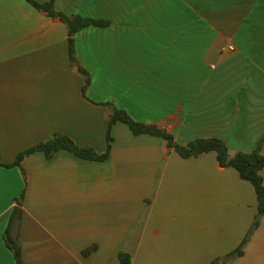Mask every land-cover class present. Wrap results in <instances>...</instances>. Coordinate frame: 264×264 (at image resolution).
Returning <instances> with one entry per match:
<instances>
[{
  "label": "crops",
  "instance_id": "obj_1",
  "mask_svg": "<svg viewBox=\"0 0 264 264\" xmlns=\"http://www.w3.org/2000/svg\"><path fill=\"white\" fill-rule=\"evenodd\" d=\"M54 8L107 25L74 35L75 65L63 22L26 0H0L1 163L54 134L102 154L113 108L181 145L218 138L230 158L252 151L264 132V0H55ZM111 136L103 162L36 152L0 167V264H16L8 226L24 264H119L121 253L130 264H210L240 245L256 195L215 152L182 158L123 123ZM237 262L264 264V217L243 255L221 264Z\"/></svg>",
  "mask_w": 264,
  "mask_h": 264
},
{
  "label": "trees",
  "instance_id": "obj_2",
  "mask_svg": "<svg viewBox=\"0 0 264 264\" xmlns=\"http://www.w3.org/2000/svg\"><path fill=\"white\" fill-rule=\"evenodd\" d=\"M31 6L37 10H42L48 14L49 17L58 18L63 22L67 28V54L70 63L76 65L74 56V35L87 27H104L107 21L95 20L85 18L82 16H66L57 12L54 8L55 0H47L44 3H38L34 0H26ZM78 71L84 75L83 91L89 83L88 76L85 70L77 67ZM116 123L125 124L131 133L135 136L149 135L157 137L165 141L168 148L173 149L182 158L197 157L203 153L215 152L216 159L220 167L232 168L236 170L239 177L251 184L254 189L257 201V213L253 219L251 228L240 245L232 252L223 258H217L210 264H221L231 261L234 258L243 255L244 247L248 242L253 231L258 227L261 217H264V182L262 177V170L264 169V156L261 153L262 145L264 143V132L255 143L252 151L248 153H236L232 158L228 155V148L225 142L218 138H204L196 139L185 145L178 144L174 141L172 135L164 130H160L152 125H145L134 121L126 111L113 108L112 113L107 121L105 130V151L98 154L92 147H80L76 145L69 137L61 134H54L46 141L37 143L20 152L11 163H1L0 167H20L21 161L24 157L33 153H42L46 159H50L57 151H66L71 155L86 161L103 162L109 157L111 143L113 141L111 136L112 127ZM9 228L5 231L6 246L12 251L16 264H24L18 244L9 236ZM119 264H130V257L125 253H121L118 257Z\"/></svg>",
  "mask_w": 264,
  "mask_h": 264
},
{
  "label": "rangeland",
  "instance_id": "obj_3",
  "mask_svg": "<svg viewBox=\"0 0 264 264\" xmlns=\"http://www.w3.org/2000/svg\"><path fill=\"white\" fill-rule=\"evenodd\" d=\"M235 264H239V263L237 262V263H235Z\"/></svg>",
  "mask_w": 264,
  "mask_h": 264
}]
</instances>
